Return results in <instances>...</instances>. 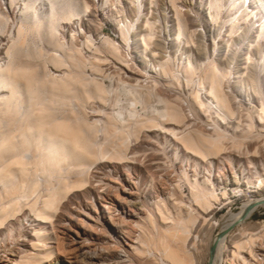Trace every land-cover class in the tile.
I'll use <instances>...</instances> for the list:
<instances>
[{"label":"rangeland","instance_id":"obj_1","mask_svg":"<svg viewBox=\"0 0 264 264\" xmlns=\"http://www.w3.org/2000/svg\"><path fill=\"white\" fill-rule=\"evenodd\" d=\"M92 1L0 0V112H4V118L0 113L2 119L0 135L4 132L15 135L19 128L22 134L18 133L19 136L16 134L18 141L17 138L15 140L18 143L15 142L18 144L17 147H24L17 150L18 153L12 154V157L4 156L7 160L0 157V163L3 162V165L0 164V174L4 170V165L9 169L10 161L12 162L10 168L13 169L11 176L3 180L0 178L2 181L0 188L3 187L0 189V196L5 195V185L29 186L26 188L30 193L27 190L21 191L22 204L29 207L37 200L31 193L32 186L36 185L33 178L36 179L37 186H40L39 192L42 195L58 185V179L51 175V170L47 168V173L44 170L45 155L42 154V147L39 151V142L36 140L32 142L35 138L30 140L26 138L27 134L29 135L27 130L31 133L30 129L35 120L40 117L42 107H58L55 109L58 115L62 111L61 116L70 117L76 127L79 123L77 118L84 120L85 109L92 111L91 108L101 107V111L98 109V115L104 116L103 120L107 121L108 126L109 120L112 122L118 120L117 124L111 122L112 128L116 125L119 128L123 124L125 128L132 126L130 129L137 131L138 137L131 139L128 149L132 160L144 166L141 171L145 182H149L153 177L157 178L161 173L150 168V161L153 158L160 157L163 169L178 174L176 184L180 194L174 198L176 205L171 206L173 203L169 205L172 214L168 215L165 212L164 218L159 217V225H164L166 230L173 232L178 222L189 225L188 207L194 202V190H191L192 187L183 172L178 169L184 151L176 150L174 137L179 141L181 148L184 147L183 149L199 156L202 151L189 145L186 141L188 137L197 140L208 139L207 141L213 143L215 148L235 155H238V152L239 155L248 153L246 157L251 156L252 158H249L251 160L255 159L253 155L264 151V137L259 136V131L253 127L250 110V105L258 104L259 101L264 102V0H250L248 5L245 3L246 0H131V3L126 0H96L99 12L112 10L114 13L116 9L124 11L121 25L115 23L116 20L112 18L111 23L109 22L104 29L94 17L93 22L88 24L87 20L95 15ZM254 9L258 11L255 15L252 13ZM89 14L91 15L88 16ZM122 30L126 32L127 40L122 38ZM108 40L113 46L108 45ZM123 50L128 51L132 65H128V57L123 56ZM99 61L101 63L98 64ZM78 62H81L80 67L77 66ZM134 73L143 75L140 81L132 78ZM52 74L58 76L53 77ZM49 76H52V79L50 78L51 83L47 84L46 79H49ZM57 77L61 80L74 77L76 80L64 79L69 82H66L67 85L70 84L67 88L62 85L65 84L64 81H61L63 82L61 85L56 82L60 81ZM7 78L9 81L5 82L4 79ZM216 78L221 82L222 93L227 95L231 102H228L231 104L228 107L208 96ZM96 83L102 88L103 101L100 97L98 99L97 96L91 95L97 92ZM61 86L65 87L67 93ZM57 87L61 89V97L57 96L58 99L54 100L52 95L57 91ZM208 100H211V103ZM166 106L178 109L181 118L169 120ZM79 108L81 110H78ZM72 112L75 115L79 114L77 115L79 117L76 118ZM8 123L13 124L11 126ZM89 123L86 122L85 126L88 127ZM51 127L45 124L43 129L47 131ZM221 129L228 130V134ZM109 130L106 134H109L110 139L100 140L96 128L90 131L92 133L89 138L91 137L93 141L94 137L98 138L104 145L112 139L113 141L105 145L108 146L113 144V137L118 135L111 134L113 130L111 132ZM96 139L95 141H98ZM117 139L118 141L114 142L116 145L121 141ZM25 142H28V145ZM1 146L0 137V150ZM26 146L29 147L25 148ZM256 150L258 153H255ZM15 155L17 161L21 157L20 161L22 160L23 164L30 163L29 166L24 164L17 169L19 165L13 163ZM27 158L31 161H26ZM35 158L43 162L44 167L41 162L37 163ZM207 158L209 162L213 161L212 156ZM22 167L26 170L25 173L22 172ZM64 167L62 170L66 172L68 168ZM26 168L30 173H27ZM226 168L230 169V166L226 165ZM233 168V171L238 169L236 166ZM259 171L264 180V171L261 167ZM21 172L27 176L30 174L32 181L30 175V180L25 177L29 180L26 181ZM222 173L225 172L222 170ZM227 174L229 178L227 187L225 186V190L217 191L223 205H216L218 208L212 221L214 225L198 235L200 241L198 243L205 254L212 248L218 234L230 226L228 217L241 212L247 202L255 199L261 192L258 179L254 180L253 184H246L240 172H237V176L232 172ZM21 180L25 183L21 184ZM30 181L34 185H31ZM51 182L54 183L52 187L51 184L48 185ZM225 192L227 195L224 198ZM5 202L7 203V198L1 200L0 205H6ZM181 205L185 207L182 213L178 209ZM247 213L249 215L238 222L234 226L235 229H241L249 224L264 223V205L259 209L251 208ZM162 220H166L167 223L161 222ZM27 223L25 220L22 221L23 226ZM191 227L192 224L189 225V228ZM160 234L154 235L164 238L165 235ZM154 235L151 236L154 237L152 240L158 243V237Z\"/></svg>","mask_w":264,"mask_h":264},{"label":"bare ground","instance_id":"obj_2","mask_svg":"<svg viewBox=\"0 0 264 264\" xmlns=\"http://www.w3.org/2000/svg\"><path fill=\"white\" fill-rule=\"evenodd\" d=\"M126 1L131 3V0ZM92 3L95 15H92V18L87 20L88 24L93 22V17L99 21L102 29L109 22L111 23L113 19L116 20L114 21L115 23L122 24L124 11L116 9L114 13H112V10L99 12L96 0H93ZM245 3L248 5L250 0H246ZM257 12L255 9L252 10L254 15ZM121 35L124 40L128 39L124 30H122ZM111 44V41L108 40V45L113 46ZM114 55L117 56L116 53ZM80 63H77L78 67H80ZM52 76L46 79L48 80L47 84L51 83L50 78L52 79ZM56 76L58 75L55 74L53 77ZM141 77L143 75L135 73L132 76L133 79L138 81H140ZM29 78L32 79L30 76ZM34 79L37 80L36 77ZM64 79L68 80L70 78ZM64 79H58L60 81H57L55 78L54 80L59 85L63 83L61 81H64L65 84L62 85L69 88L70 84L67 85L69 82ZM72 79L76 80L73 77L69 81H72ZM4 81L7 82L9 80L7 78ZM63 86L61 87L66 92ZM221 86L220 80L218 78L214 79L211 92L208 96L213 97L217 103L221 101L223 105L228 107L231 105L228 102H231L228 100L227 95L222 93ZM32 88H34L33 85ZM34 90L36 89L34 88ZM56 90L54 92L56 97L52 95L53 99L57 98V96L58 98L61 97V89L57 87ZM101 90L102 88L98 84L97 92L95 91L91 95L93 97L97 96L98 99L101 98V101H103ZM13 93L15 94V92ZM208 102L211 103V100H208ZM57 105L59 106V104ZM56 108L58 109L55 106L42 107L40 117L35 120V124L30 129L31 133L27 130L29 135L27 134L26 138L29 140L30 138H35L32 142L35 140L39 142V151L43 148L42 154L45 155L46 168L44 170L46 173L47 168L51 170V175L56 176L58 179V185L52 187L54 183H49L48 185L51 184L52 188L49 187L50 189L47 193L42 195L39 192L40 186H37L36 179L33 178L36 184L34 185L31 182V175L28 174L27 176L23 174L26 170L22 167L23 173H21L24 179L26 176V179L31 177L30 183L34 185L32 188L30 187L33 189L31 193L36 196L34 199H37L35 202L33 199L32 202L34 203H30L29 207L27 204L25 206L22 204L23 194H21L22 190H27L30 193L29 189H27L29 186H26V188L25 185L22 186L20 184L16 186L5 185V195L3 194L4 197L0 196V201L7 198L6 205H0V264H264V223L245 225L238 230L234 228L238 222L246 219L249 215L247 212L251 208L259 209L260 206L264 205V180L261 178L262 174L259 171V167L264 171V151L258 153L256 150L257 152L255 151V153L258 154L253 155L255 159L251 160L249 159L251 156L249 158L246 157L248 153L246 155L240 153L239 155L238 152V155H235L226 152V150L223 151L215 148L216 146L212 145L213 143L210 144L207 141L208 139L199 138L197 140L188 137L186 139L187 143L202 151L199 153V156L190 150L183 149L184 147L181 148L182 146H179V141L174 137L176 150L184 151L178 169L183 172L184 177L190 187H192L191 190H194H192L194 192V202L188 207V220H190L189 225L192 224V227L189 228V225L187 226L183 222H178L175 230L171 232L166 230L164 225H159V217H163L165 212L168 215L172 214L169 205L172 203L171 206L176 205L174 198L180 194L178 184H176L178 174L175 171L163 169L160 157L153 158L150 161L151 167H149L161 173L157 178L153 177L149 182H145L143 171H141V168L144 166L132 160L133 158L130 157L128 149L131 139L138 137L137 131L135 132L134 129H130L132 126L129 128L126 126L127 128H125L120 123L122 126L118 128L116 125L113 129L111 126L113 125L111 124L112 121H108V123L110 122V126H108L107 121L103 120L104 116L98 115V109L101 111V107H97L96 109L91 108L92 111H87L85 106L84 111L86 113L84 112L85 118L82 121L77 116L79 114L75 115L77 111H74L75 114L72 112L75 117H79L76 118L80 124L78 123L79 125L77 124L78 127H76L71 122L70 117L61 116L62 111L58 115V112L55 111ZM9 109L11 108L9 107ZM167 109L166 115L167 118L169 117V120L181 118L180 111L174 108V106ZM230 109L233 110L231 107ZM78 110H81V108ZM250 110L253 127L259 131V136L264 137V102L259 101L258 104L250 105ZM0 113L3 117L4 112ZM114 118L117 117L114 116ZM7 120L5 121L7 122ZM117 121L115 122L114 120L112 123L117 124ZM142 121L144 122L145 120ZM86 122H90L88 127L85 126ZM221 122L225 124L224 121L221 120ZM8 124L11 125L13 123ZM45 124H48L50 127L52 126L51 129L45 131L43 129ZM110 127L111 129L109 130ZM93 128H96L98 132L97 137L100 140L104 138L105 140L106 138L110 139L109 134L107 133V137L106 132L113 130L111 134H118L115 138L113 137L114 142H116L115 140L118 141L117 138L121 141L117 142L119 143L117 145L113 142L115 146L112 143L105 146L112 139L108 140L105 145L101 144L98 138L94 137L93 141L91 137L89 138L90 133H92L90 131ZM18 130L15 135L13 134L14 136L7 132L0 135L2 141L1 158L5 159L6 157L4 156L14 155L18 153L16 152L17 150L24 149V147H17L18 138L16 134H22L20 133L21 130L19 132ZM221 130L222 132L228 131L225 129ZM15 138H17V141ZM20 139L24 141L25 138ZM95 139L98 141H95ZM29 140L27 141L29 142ZM28 142L25 143L27 144ZM216 143L218 144V142ZM21 145L24 146L23 144ZM27 147L29 146L25 148ZM24 152H26V149ZM22 154L24 153L22 152ZM25 154L27 155L28 153ZM16 156L13 158L15 161L13 163L19 165L17 169H20L24 164H28H23L22 160L20 161L21 157L17 161ZM18 156H20V153ZM207 156H212L213 161L209 162ZM4 159L3 161H5ZM26 161H29L28 158ZM36 161L38 163L39 160L37 159ZM36 161L34 160L35 163ZM11 163L10 161L8 165L11 166ZM41 163L43 166L44 163ZM0 164L3 165V162ZM226 165L230 166V169H225ZM4 166L6 167V165ZM10 166L9 169H6L8 167H3L4 170L0 174L1 180L6 179L9 175L11 176L13 169ZM64 166L68 168L66 172L62 170ZM233 166H236L238 169L233 171ZM26 169L28 170V168ZM222 170L225 173H222ZM229 172L236 174V176L237 172H240L246 184H253L254 180L258 179L261 192L255 199L247 202L241 212L231 214L228 217L230 226L218 234L212 248H209L205 254L201 251L200 243H198L200 242L198 235L206 229H211L214 225L212 221L218 208L216 205H223L222 199L217 196V191L225 190L227 187L226 185L229 181L227 173ZM27 173H30V171L28 170ZM52 178L56 180L54 177ZM0 182L2 183V181ZM37 182L39 183V181ZM23 183H25L24 180L21 184ZM25 194L27 193L25 192ZM226 195L227 192L224 193V198ZM182 205L180 208L177 206L180 213L185 208ZM173 215L171 216L173 217ZM23 220L28 222L26 226H23ZM165 221L162 220L161 222ZM166 223L164 224L166 225ZM156 232L164 234V238L154 235L157 234ZM152 235L156 236V238L158 237V243H154L155 240H152L154 238L151 237ZM156 244L158 245L156 246ZM212 249L214 250L213 254L211 253Z\"/></svg>","mask_w":264,"mask_h":264},{"label":"built area","instance_id":"obj_3","mask_svg":"<svg viewBox=\"0 0 264 264\" xmlns=\"http://www.w3.org/2000/svg\"><path fill=\"white\" fill-rule=\"evenodd\" d=\"M123 56H127L128 57V51L127 50H123ZM128 65H132V64H130L129 57H128ZM177 73H178V69H177Z\"/></svg>","mask_w":264,"mask_h":264},{"label":"water","instance_id":"obj_4","mask_svg":"<svg viewBox=\"0 0 264 264\" xmlns=\"http://www.w3.org/2000/svg\"><path fill=\"white\" fill-rule=\"evenodd\" d=\"M213 251H214V250L212 249V251H211L212 254H213Z\"/></svg>","mask_w":264,"mask_h":264}]
</instances>
